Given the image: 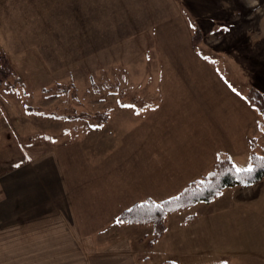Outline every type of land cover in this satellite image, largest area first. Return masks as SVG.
<instances>
[{"label":"crops","instance_id":"crops-1","mask_svg":"<svg viewBox=\"0 0 264 264\" xmlns=\"http://www.w3.org/2000/svg\"><path fill=\"white\" fill-rule=\"evenodd\" d=\"M111 5L119 13L123 2ZM87 14L93 32L108 12ZM181 16L183 45L175 38L161 44L164 31H157L153 46L126 51L135 57L112 67L114 78L90 79L103 104L96 113L105 117L52 118L65 123L56 138L49 136L54 146L0 174V264H264L263 181L228 187L211 202L169 214L153 244L152 226L118 222L137 203L179 195L218 159L239 169L251 161L257 118L248 89L229 80L211 46L191 44L198 29L217 36L233 25L210 12L206 19ZM141 58L144 68L135 67ZM9 98L0 95L3 132Z\"/></svg>","mask_w":264,"mask_h":264},{"label":"rangeland","instance_id":"rangeland-1","mask_svg":"<svg viewBox=\"0 0 264 264\" xmlns=\"http://www.w3.org/2000/svg\"><path fill=\"white\" fill-rule=\"evenodd\" d=\"M71 1L74 5L67 0H0V50L4 65L13 73L11 86L0 87V95L10 94L2 109L10 124L6 119L7 129L3 132L0 128V174L46 150L41 148H50L49 136L56 138L65 127L64 122L38 111L61 112L75 121L93 115L103 104L98 101V85L92 86L91 78L96 84L114 78L112 67L135 57L126 51L153 46L158 42L157 31H164L161 44L168 40L171 44L170 39L175 38L183 45L186 34L178 17L184 13L197 19L210 12L233 25L232 32L217 36H207L205 30L198 29L191 44L195 49L211 46L213 55L225 64L229 80L248 89V96L264 106V0H171L176 7L169 5L170 0H121L119 13H114V0H87L89 6L85 0ZM103 9L108 12L106 20L97 21L91 32L87 12L94 18ZM74 10L77 20L73 22ZM207 24L206 20L204 26ZM196 32L199 40L194 38ZM140 65H144L142 58L135 67ZM123 70L119 69L120 73ZM251 108L257 119L250 136V160L254 153L264 156V116ZM7 158L8 164L2 165ZM262 187L264 191V179Z\"/></svg>","mask_w":264,"mask_h":264},{"label":"trees","instance_id":"trees-1","mask_svg":"<svg viewBox=\"0 0 264 264\" xmlns=\"http://www.w3.org/2000/svg\"><path fill=\"white\" fill-rule=\"evenodd\" d=\"M194 38L199 40L200 33L196 32ZM4 60L5 56L0 50V87L5 88V86H11L10 81L13 73L4 65ZM10 90L12 91L13 89ZM247 100L251 106L264 116V106L257 102V98L249 95ZM38 114L58 120L68 119V116L61 112L48 114L38 111ZM263 179L264 156L256 153L252 154L251 167L243 170L238 169L229 159H218L209 174L198 181L190 183L179 195L161 203L152 200L137 203L123 211L118 217V222L139 226H152L153 236L150 244H153L166 232L169 214L184 211L199 202H211L221 196L228 187L235 185L250 186L262 182ZM165 264L177 263L167 261Z\"/></svg>","mask_w":264,"mask_h":264},{"label":"snow or ice","instance_id":"snow-or-ice-1","mask_svg":"<svg viewBox=\"0 0 264 264\" xmlns=\"http://www.w3.org/2000/svg\"><path fill=\"white\" fill-rule=\"evenodd\" d=\"M249 171H250V169H249Z\"/></svg>","mask_w":264,"mask_h":264}]
</instances>
